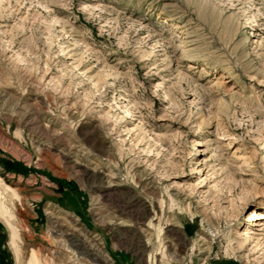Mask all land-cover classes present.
I'll return each mask as SVG.
<instances>
[{"label": "rangeland", "instance_id": "rangeland-1", "mask_svg": "<svg viewBox=\"0 0 264 264\" xmlns=\"http://www.w3.org/2000/svg\"><path fill=\"white\" fill-rule=\"evenodd\" d=\"M0 190V264H264V0H0Z\"/></svg>", "mask_w": 264, "mask_h": 264}, {"label": "bare ground", "instance_id": "bare-ground-1", "mask_svg": "<svg viewBox=\"0 0 264 264\" xmlns=\"http://www.w3.org/2000/svg\"><path fill=\"white\" fill-rule=\"evenodd\" d=\"M196 143L197 142H194V145ZM7 188H9L8 185H7L6 189ZM258 215H259V218H263L264 217V212H259ZM0 216H2L5 219V221L8 224V227L10 228L11 245L17 251L18 250V239L20 237L19 236V231H18V228L15 226V224L13 225L12 222H10V218L13 217V216H12V214L10 212V209H9L8 205L5 203V195H4V193L1 190H0ZM238 246H243V244L240 243ZM18 260H19V257H18ZM28 264H39V257H38V254L36 253V251L34 249L31 250V255H30Z\"/></svg>", "mask_w": 264, "mask_h": 264}]
</instances>
